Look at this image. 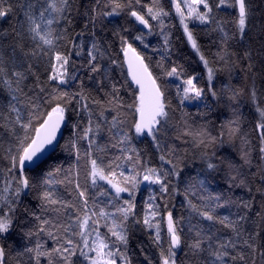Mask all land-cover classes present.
Masks as SVG:
<instances>
[{
	"label": "snow or ice",
	"instance_id": "6c2138e0",
	"mask_svg": "<svg viewBox=\"0 0 264 264\" xmlns=\"http://www.w3.org/2000/svg\"><path fill=\"white\" fill-rule=\"evenodd\" d=\"M261 98L264 0H0V264H264Z\"/></svg>",
	"mask_w": 264,
	"mask_h": 264
},
{
	"label": "trees",
	"instance_id": "16d2710c",
	"mask_svg": "<svg viewBox=\"0 0 264 264\" xmlns=\"http://www.w3.org/2000/svg\"><path fill=\"white\" fill-rule=\"evenodd\" d=\"M181 35H182V29L178 30L173 36V41L176 47L180 50L179 52L180 58L183 59L184 57H188L191 67L198 68V65L196 63L197 58L195 57V54L191 51L190 47L186 45V41L183 44H181L180 40L177 39V37ZM149 39L152 41L153 44L157 42V37H150ZM201 39L203 43H207V41L203 37H201ZM261 102L264 103V98H261ZM243 103L247 104V106L244 107L243 109L244 112L248 116L249 120H252V117L255 114L254 107L251 105L249 101H247V98L244 99ZM192 111H195V109L193 108ZM248 126L250 127L251 125H248ZM68 135H69L68 126L65 125L63 129V137H67ZM60 142L63 143V138L60 139ZM54 157L63 160L64 154L59 152L58 150L57 153L54 154ZM176 204H177V207H179V200L176 201Z\"/></svg>",
	"mask_w": 264,
	"mask_h": 264
},
{
	"label": "water",
	"instance_id": "95a60500",
	"mask_svg": "<svg viewBox=\"0 0 264 264\" xmlns=\"http://www.w3.org/2000/svg\"><path fill=\"white\" fill-rule=\"evenodd\" d=\"M65 127V126H64ZM64 129V128H63ZM63 131V130H62ZM61 139V138H60Z\"/></svg>",
	"mask_w": 264,
	"mask_h": 264
}]
</instances>
